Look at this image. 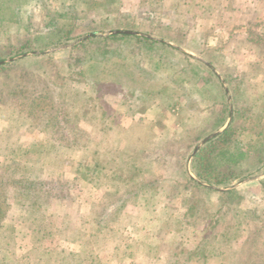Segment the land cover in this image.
I'll use <instances>...</instances> for the list:
<instances>
[{
  "label": "rangeland",
  "instance_id": "374dc122",
  "mask_svg": "<svg viewBox=\"0 0 264 264\" xmlns=\"http://www.w3.org/2000/svg\"><path fill=\"white\" fill-rule=\"evenodd\" d=\"M118 31L206 76L198 116L159 61L102 99L90 82L112 61L60 73L72 49ZM131 40L113 47L142 49ZM0 54L18 71H0V264H264V0H0ZM17 83L25 93H10ZM229 127L225 146L247 160L231 179L202 180L195 147ZM96 160L105 171L88 178ZM10 172L38 191L11 189ZM58 181L67 191H47L65 190Z\"/></svg>",
  "mask_w": 264,
  "mask_h": 264
},
{
  "label": "trees",
  "instance_id": "16d2710c",
  "mask_svg": "<svg viewBox=\"0 0 264 264\" xmlns=\"http://www.w3.org/2000/svg\"><path fill=\"white\" fill-rule=\"evenodd\" d=\"M136 27V26H135ZM126 29H134L132 26L127 27ZM131 39H135L136 42H141L143 44V47H138L137 45L135 46L134 50L132 51H127L126 49L121 47V44L119 45L121 48H115L113 45L116 43L114 42H122L124 40L128 41H133ZM248 40L252 41V39ZM156 44H159L155 40L149 38V37H140V36H134L131 33H120L116 35H110L107 37H104L100 39L98 42H94L93 40L91 41H86L82 45L77 46L76 48L72 49V55L71 58L68 62V64L64 67L61 66V71L60 73H68V76L73 77L74 75H83L84 71L83 68L85 65H90L93 63H108L111 62L110 64V69L107 71H102L103 73H107L106 75L102 76L104 78H109L105 80L104 78H95L91 80V89L92 93L96 96V98H103L104 94L109 93L110 89L112 87H116L118 91L125 90V86L123 84V80H126L128 82H133L135 78H138L136 76V73L138 71H141L144 73L147 78L144 81H148L152 78V76H149L150 73L147 71L150 68L145 69V63H149L151 65H154L156 62L161 63V68H165L164 74L165 78L170 81V83L174 86H178L180 88H183L186 90V92H183V96L187 99V104H186V110L191 111L192 113H195V115L198 116V112L201 111L200 107L201 104L199 100L195 98V91H198L197 83L202 79H206V76H201L198 73L200 71L195 70L193 66L189 65H183L182 63L174 62L173 60H170L166 56H156L153 52L152 47H155ZM10 50V48L8 49ZM10 51H8V55ZM150 53V54H148ZM109 54L111 56H109ZM3 58V55L0 54V60ZM113 59V60H112ZM167 59V60H166ZM53 60L52 58L49 60H43L42 62H47ZM141 60V62L139 61ZM67 59H63L62 62H66ZM46 63V67H47ZM51 66V65H49ZM186 66L187 68H185ZM17 67L12 66L10 67H0V71L2 72H7L10 70H13L15 72ZM16 69V70H15ZM115 70V71H114ZM167 71H170L169 73ZM11 74V73H10ZM198 74V75H197ZM23 75V73H22ZM110 75V76H108ZM67 76V77H68ZM142 76V74H141ZM163 77V78H164ZM27 78V77H23ZM28 79H32V76L29 77ZM196 80V81H195ZM38 82V80H37ZM192 82H194L192 84ZM18 85V83L16 84ZM48 88H50L51 92H48V98L50 99H57L59 97V92L58 88L56 85L51 84V80H48ZM29 90V93L33 92L34 90L26 88ZM43 90V89H42ZM127 90V89H126ZM125 90V91H126ZM18 92H24V89L22 88V85H18L15 90H13L12 93L13 95H16ZM41 92L38 94H32L30 97H32V104L34 105L36 102L35 100L39 99L41 96ZM137 100V98H135ZM204 118V117H203ZM202 118V119H203ZM206 128L201 131V135L198 136V139H201L204 137V134L206 132ZM232 127L227 128L222 135L210 143L208 146L205 148L201 149L196 155H195V169L197 172L198 177H200L202 180L205 181H215L218 183H222L223 181L227 179H231L234 177V175L238 172V166L240 165L242 160H247L244 158L243 155L233 151L231 147L225 146L224 138L229 137L232 135ZM68 133V132H66ZM264 148V145H263ZM257 150V149H256ZM147 150L143 151L148 155L147 158H151L152 156H159L160 153H151L148 154L149 152H146ZM140 152V151H139ZM255 160L259 162L260 160L264 159V155L261 154L259 150H257L256 153H254ZM148 160H155V158H151ZM72 161V160H71ZM218 161V162H216ZM101 161L96 160L92 165H89L86 172L85 170L82 171L85 173L88 178L89 177H96L98 174H102L105 171V166L102 167L101 169ZM65 165H69V162L67 161ZM81 164L78 163V165H75V163L72 161V165H70V169L73 172V174L76 175V173H80L81 169L78 167ZM72 167V168H71ZM13 173L10 172V187L11 189H17L20 191L21 194L25 195L28 197V192H36L38 191V187L40 186V181L32 180L31 182H28L27 180H15L14 176H12ZM59 184H66V182L63 181H58ZM199 187L201 186L200 184H196ZM36 186V187H35ZM37 188V189H36ZM66 188V187H64ZM27 190V192H26ZM32 190V191H31ZM47 191L56 194H61L63 191H67V188L65 190L62 189L60 185H48ZM62 191V192H61ZM12 194H16L15 191H12ZM30 195V194H29ZM229 195V194H228ZM60 195H58V198ZM122 202V199H115V203Z\"/></svg>",
  "mask_w": 264,
  "mask_h": 264
},
{
  "label": "crops",
  "instance_id": "0c3cea01",
  "mask_svg": "<svg viewBox=\"0 0 264 264\" xmlns=\"http://www.w3.org/2000/svg\"><path fill=\"white\" fill-rule=\"evenodd\" d=\"M223 129H225V128H222L221 130H219L218 132H215L214 134H215V137H214V140L215 139H218L219 137V135L223 132ZM226 130V129H225ZM144 130H142L141 132H143ZM146 131H148V132H152V130L151 129H148V130H146ZM9 133H10V129L8 128V127H5V128H1L0 129V149L1 148H3V147H5V145H6V143H7V139H8V137H9ZM213 135V134H212ZM205 137V136H204ZM209 137V136H208ZM204 141V140H203ZM204 147H206V144H205V146Z\"/></svg>",
  "mask_w": 264,
  "mask_h": 264
},
{
  "label": "water",
  "instance_id": "95a60500",
  "mask_svg": "<svg viewBox=\"0 0 264 264\" xmlns=\"http://www.w3.org/2000/svg\"><path fill=\"white\" fill-rule=\"evenodd\" d=\"M116 33H130V32H125V31H118V32H116ZM206 64H208L207 62H205ZM213 70L215 69L212 65H210V64H208ZM216 71V70H215ZM217 74L219 75V77H221L220 76V74L217 72ZM222 80V79H221ZM223 82H224V80H222ZM225 83V82H224ZM224 130V129H223ZM214 137H215V134H213V135H211V136H209L206 140H204V141H202L201 143H199V145L198 146H196L195 147V149H194V151H193V154H192V156H191V158H193L194 156H195V154L201 149V148H203L204 146H205V144H206V142H207V140H212V139H214Z\"/></svg>",
  "mask_w": 264,
  "mask_h": 264
},
{
  "label": "built area",
  "instance_id": "2783aa9c",
  "mask_svg": "<svg viewBox=\"0 0 264 264\" xmlns=\"http://www.w3.org/2000/svg\"><path fill=\"white\" fill-rule=\"evenodd\" d=\"M175 111V110H174Z\"/></svg>",
  "mask_w": 264,
  "mask_h": 264
}]
</instances>
